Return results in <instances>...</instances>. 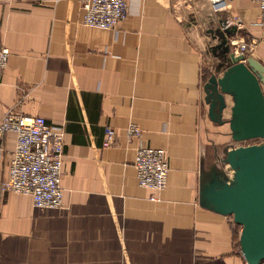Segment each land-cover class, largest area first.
Returning a JSON list of instances; mask_svg holds the SVG:
<instances>
[{
	"label": "crops",
	"instance_id": "0c3cea01",
	"mask_svg": "<svg viewBox=\"0 0 264 264\" xmlns=\"http://www.w3.org/2000/svg\"><path fill=\"white\" fill-rule=\"evenodd\" d=\"M82 16L80 0H0L10 48L0 121L9 111L42 115L64 128L65 142L64 204L45 207L4 189L17 135L0 136V264H249L242 225L202 199L215 170L232 175L227 150L245 144L232 138L231 95L220 119L210 115L207 82L220 57L206 44L226 40L238 53L244 39L264 65L259 3L128 0L115 29ZM131 123L144 144L167 150L159 200L139 185Z\"/></svg>",
	"mask_w": 264,
	"mask_h": 264
},
{
	"label": "water",
	"instance_id": "95a60500",
	"mask_svg": "<svg viewBox=\"0 0 264 264\" xmlns=\"http://www.w3.org/2000/svg\"><path fill=\"white\" fill-rule=\"evenodd\" d=\"M226 43L217 45L222 49L217 70L226 67L207 82L210 115L221 118L229 94L234 101L229 119L233 140L264 138V65L252 55L223 48ZM222 159L232 175L215 170L203 185V203L233 215L242 225L243 255L249 264H260L264 261V141L233 146Z\"/></svg>",
	"mask_w": 264,
	"mask_h": 264
},
{
	"label": "built area",
	"instance_id": "2783aa9c",
	"mask_svg": "<svg viewBox=\"0 0 264 264\" xmlns=\"http://www.w3.org/2000/svg\"><path fill=\"white\" fill-rule=\"evenodd\" d=\"M225 3L231 0H220ZM261 9L260 24L264 26V0H253ZM82 23L102 29H115L128 14V0H80ZM238 45V44H237ZM238 53L250 55L252 45L239 41ZM10 48L0 38V79L9 60ZM15 131L16 145L10 151L9 178L3 182L4 189L28 193L37 206L60 207L64 204L62 185L65 155L64 128L49 123L42 115L18 114L9 111L0 121V136ZM129 137L139 140L134 166L139 185L150 189V199L159 200L158 194L167 186L169 160L167 150L144 144L142 129L135 123L128 126ZM107 140L113 142L117 131L106 128ZM248 141V140H247ZM249 144V143H246Z\"/></svg>",
	"mask_w": 264,
	"mask_h": 264
},
{
	"label": "rangeland",
	"instance_id": "374dc122",
	"mask_svg": "<svg viewBox=\"0 0 264 264\" xmlns=\"http://www.w3.org/2000/svg\"><path fill=\"white\" fill-rule=\"evenodd\" d=\"M249 43V42H248ZM237 44L239 45V42H237ZM236 44V45H237ZM218 45V44H217ZM217 45H210V43H207L206 44V51L207 52H211L212 53V55H214V54H216V56H218L220 53H222V49L221 48H219V47H217ZM235 45V46H236ZM238 45H237V48H239L238 47ZM223 48H225V49H227V46H223ZM236 48V47H235ZM228 50V49H227ZM250 50H252V49H250ZM237 51H238V49H237ZM215 56V57H216ZM217 58H219V57H217ZM216 58V59H217ZM209 70V69H208ZM215 70H217V69H215V68H213L212 69V73L211 74H219V71L217 70V71H215ZM210 74V73H209ZM263 87H264V85H263ZM262 141H264V138H261V137H258V138H254V139H250V140H248V141H239V142H237V143H249V144H251V143H261ZM237 236L239 237V231H240V229H241V225H237Z\"/></svg>",
	"mask_w": 264,
	"mask_h": 264
}]
</instances>
